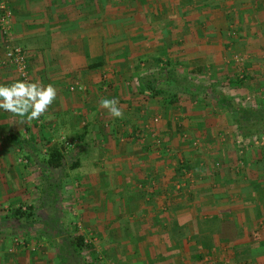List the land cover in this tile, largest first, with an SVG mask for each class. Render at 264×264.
<instances>
[{"label":"crops","instance_id":"crops-1","mask_svg":"<svg viewBox=\"0 0 264 264\" xmlns=\"http://www.w3.org/2000/svg\"><path fill=\"white\" fill-rule=\"evenodd\" d=\"M7 1L30 82L57 98L30 122L0 109V264H57L52 243L13 215L29 206L37 220L65 216L101 264H264V145L238 148L225 108L187 89V59L208 55V36L217 41L242 0ZM16 81L0 65V85ZM247 88L233 89L264 97V83ZM54 149L62 163L48 167Z\"/></svg>","mask_w":264,"mask_h":264},{"label":"rangeland","instance_id":"rangeland-1","mask_svg":"<svg viewBox=\"0 0 264 264\" xmlns=\"http://www.w3.org/2000/svg\"><path fill=\"white\" fill-rule=\"evenodd\" d=\"M250 3L249 0H242V2L239 3L241 5L239 6V9L236 10V12H234L235 10H231L230 12L234 13L229 14V17L223 19L227 24L224 31L220 30V33L218 32L216 38L217 41L214 37L211 38L212 35H209L211 34V31L206 32V30H210V26H207V28L205 26L202 27L203 25H201V29H199V31L203 33L201 34V37H206L207 35H209L208 40H206L205 46L212 49H209L208 55H206L204 58H200V56L198 55L199 57L197 58L187 59V74L189 78H192V80H194L195 84H208L212 82V78L215 76H217L219 82L221 83V81L224 82L223 80L225 79H223L222 77L220 78V76L226 74H228V76H236L240 79L241 75L245 72L250 78H241L243 80L242 85L246 84L248 88H252L254 84L259 83L260 85L264 83V23H262V20H264V6H261L260 4L258 5V7L253 8L252 5L247 6V4ZM252 3L256 4V1ZM195 28L196 26L194 25V29ZM197 45L201 46L204 44L202 42H198ZM190 62L194 66L196 64L197 66H199V72H195L192 74L188 73V66H190ZM164 75L165 73H163L162 76ZM177 76L179 77L180 75ZM220 86H222L221 88L219 87L221 91H223L224 93L227 92L231 97L233 95L234 102H241L246 105L255 103V99L254 97H252L253 95L249 97L247 95L240 96V94H237V91H234L233 89L237 87L229 88L228 85L227 88V85ZM202 95L204 99L202 105L207 107L208 110L213 109L215 111H218L220 107H222L218 106V104L216 103V96H218V94L216 95L207 92V94ZM188 97L189 96H187V98ZM190 102L191 101H189V103ZM189 103L187 105H189ZM222 108H224V106ZM228 124L231 123H229L228 121ZM219 138H223V142L224 138L228 140L227 136L225 135ZM190 142L192 143V141ZM217 149L219 148L217 147ZM222 152L224 151L222 150ZM222 152L219 153L218 151L217 153V160L220 163H223V160L221 158V155L223 154ZM199 153H201V151H199ZM214 160L216 159L214 158ZM214 160L210 162H213ZM216 164H218V162H216ZM215 168L216 165H214V169ZM41 251L43 253H47L48 257H52V255H50L52 250H50L49 248L43 249Z\"/></svg>","mask_w":264,"mask_h":264},{"label":"trees","instance_id":"trees-1","mask_svg":"<svg viewBox=\"0 0 264 264\" xmlns=\"http://www.w3.org/2000/svg\"><path fill=\"white\" fill-rule=\"evenodd\" d=\"M198 67L195 71L188 72L189 74L199 72ZM252 77V76H251ZM241 78H250L245 72L241 75ZM236 76H224V83L219 82L217 76L212 78V82L203 85L195 84L192 78H189L187 74V89L195 88L194 95L197 97L201 94H218L216 96V103L218 106H224L225 115L229 118V123H231V128L233 129L234 143L236 144V139L241 141V145L238 148H246L252 145L254 138L264 135V98L259 97L255 99L254 104H243L241 102H234L233 97L220 90L222 86L229 85L230 87H241L242 79ZM220 87V88H219ZM146 89L150 91L158 92L155 90V85L149 80L145 85ZM237 90V89H235ZM246 94V90L240 89ZM197 94V95H196ZM199 104H203L204 100L198 99ZM256 157L259 159L264 155V148H260L258 152L255 153ZM48 167L50 166H60L62 163V155L56 149L51 150L49 156L45 159ZM60 186V185H59ZM59 186H53L50 192L51 195L55 194L57 197V190ZM18 221H23L24 225H32L42 238L47 239L52 243L54 248V257L57 264H101L99 259L93 253L91 244L85 240V236L82 233L76 232L73 228L67 227L65 216L51 215L43 219L37 220L32 212V208H16L13 212ZM46 227V230L43 229Z\"/></svg>","mask_w":264,"mask_h":264},{"label":"clouds","instance_id":"clouds-1","mask_svg":"<svg viewBox=\"0 0 264 264\" xmlns=\"http://www.w3.org/2000/svg\"><path fill=\"white\" fill-rule=\"evenodd\" d=\"M56 98L57 90L52 84L16 81L10 86L0 85V109L14 116L26 118L29 122L45 115ZM99 105L106 109L111 117L123 118V109L117 99L103 98ZM24 122V119L18 121L19 124Z\"/></svg>","mask_w":264,"mask_h":264},{"label":"built area","instance_id":"built-area-1","mask_svg":"<svg viewBox=\"0 0 264 264\" xmlns=\"http://www.w3.org/2000/svg\"><path fill=\"white\" fill-rule=\"evenodd\" d=\"M11 9L8 6L7 0H0V35L3 38L4 43V58L0 60V65L13 67L22 81L29 80L28 65H27V51L20 45L13 42L11 32ZM77 89H82L81 86H76ZM70 89H75V86H71ZM64 147H73L76 140H70L64 136L60 137ZM236 144L241 145V141L236 139ZM252 145H264V135L254 138ZM79 227V223H78Z\"/></svg>","mask_w":264,"mask_h":264}]
</instances>
